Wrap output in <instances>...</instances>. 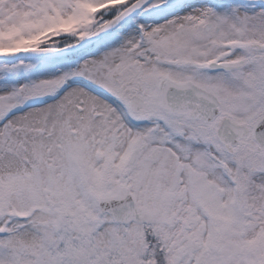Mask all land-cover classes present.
Instances as JSON below:
<instances>
[{"label": "snow or ice", "instance_id": "6c2138e0", "mask_svg": "<svg viewBox=\"0 0 264 264\" xmlns=\"http://www.w3.org/2000/svg\"><path fill=\"white\" fill-rule=\"evenodd\" d=\"M0 264H264V0H0Z\"/></svg>", "mask_w": 264, "mask_h": 264}]
</instances>
